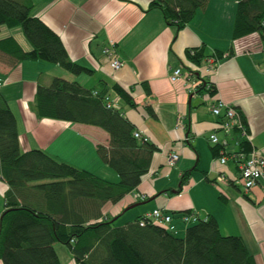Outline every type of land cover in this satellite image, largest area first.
<instances>
[{
  "label": "crops",
  "instance_id": "1",
  "mask_svg": "<svg viewBox=\"0 0 264 264\" xmlns=\"http://www.w3.org/2000/svg\"><path fill=\"white\" fill-rule=\"evenodd\" d=\"M150 1L32 0L31 12L59 33L72 59L92 71L74 74L40 58L22 59L14 65L0 63V91L16 117L21 148L40 147L59 159L117 179V173L95 149L97 142L108 140L103 128L37 117L30 108L36 84L48 83L52 75L76 78L93 89L104 88L111 102L120 106L158 148L140 183L118 201L105 203L103 211L121 214L130 204L145 200L138 204L150 202L133 214L154 207L211 213L221 232L240 234L258 264H264V190L259 183L244 189L238 159L233 155L241 149L249 152V144L244 145L243 140L264 153V38L257 31L232 38L237 0H208L205 8L177 32L159 8H149ZM10 34L25 49L31 47L20 26L2 25L0 37ZM110 40L115 41L124 60L119 68L112 67L102 51ZM201 46L208 55L219 53L216 61L212 57L213 70L207 69V59L197 66L188 59L186 49ZM179 65L209 76L216 91L210 94L193 87L186 71L172 80L170 71ZM113 82L130 92L136 106L124 102L112 88ZM219 98L244 114L247 136L239 129L226 132L219 128V117L211 111V104ZM212 132L220 142L210 141ZM173 151L179 156L169 164L167 156ZM222 154L226 156L224 162L220 161ZM196 166L202 175L193 172L196 177L190 182L189 176L179 189L181 172L189 169L191 175ZM6 186L0 173V213ZM196 195L201 196L200 201ZM176 215L177 227L184 228Z\"/></svg>",
  "mask_w": 264,
  "mask_h": 264
},
{
  "label": "trees",
  "instance_id": "2",
  "mask_svg": "<svg viewBox=\"0 0 264 264\" xmlns=\"http://www.w3.org/2000/svg\"><path fill=\"white\" fill-rule=\"evenodd\" d=\"M207 2L151 0L149 8H159L177 32ZM32 6V0H0V28L20 26L31 44L25 49L12 34L0 37V63L14 65L22 59L40 58L74 74L91 72L71 58L59 33L33 14ZM252 31L264 38V0H237L232 38ZM186 54L196 66L209 57L216 61L219 55H208L202 46L188 47ZM179 66L190 75L189 79H195L199 90L210 94L216 91L209 76H201L198 69ZM112 88L124 102L136 106L126 88L117 82L112 83ZM146 107L154 113L150 106ZM233 107L247 127L244 114ZM30 108L37 117L103 128L108 140L97 142L95 149L118 178L110 179L59 159L40 147L22 149L16 117L0 91V173L7 185L0 213L1 264H63L56 242L67 244L72 259L80 264H258L243 237L221 232L211 213L200 215L191 208L169 211L157 207L161 214L170 215L168 220L158 221L159 217L151 213L154 207L116 224L120 213L103 211L105 203L118 201L140 183L158 148L141 134L120 106L111 102L104 88L93 89L76 78L52 75L48 83L36 84ZM243 143L252 149L249 141ZM189 176V169L181 172L179 189ZM176 214L184 228L177 227Z\"/></svg>",
  "mask_w": 264,
  "mask_h": 264
},
{
  "label": "built area",
  "instance_id": "3",
  "mask_svg": "<svg viewBox=\"0 0 264 264\" xmlns=\"http://www.w3.org/2000/svg\"><path fill=\"white\" fill-rule=\"evenodd\" d=\"M103 53L109 58L110 64L114 68H118L124 63V60L120 56H117V50L113 40H110L107 45L102 49ZM208 70L215 68L213 58L209 57L206 64ZM183 74L180 66H175L170 71V78L175 80ZM192 86L196 85L195 79H190ZM211 111L213 114L219 117L218 126L224 131L228 132L231 129H239L243 135L247 136V127L237 117L235 108L222 98L217 99L211 104ZM178 123V121H177ZM137 135V132L135 133ZM209 139L212 143L220 142L217 134L212 132L209 135ZM226 140H222V143ZM238 159L240 177L245 190L250 189L257 183H260L264 189V153L258 152L254 147L249 152H244L242 149L235 151L233 154ZM178 153L173 151L167 156V162L173 164L178 158ZM226 156L222 154L220 161L224 162ZM150 213V212H149ZM151 213L156 217H159L158 221L168 220L169 214H161L159 208H154Z\"/></svg>",
  "mask_w": 264,
  "mask_h": 264
},
{
  "label": "rangeland",
  "instance_id": "4",
  "mask_svg": "<svg viewBox=\"0 0 264 264\" xmlns=\"http://www.w3.org/2000/svg\"><path fill=\"white\" fill-rule=\"evenodd\" d=\"M27 39V38H26ZM115 43V41H114ZM117 50V49H116ZM117 52V56H120L118 51ZM108 58V57H107ZM122 59V58H121ZM124 64V63H123ZM122 64V65H123ZM121 65V66H122ZM119 66V67H121ZM118 67V68H119ZM201 161H203V157H201ZM199 162V166L201 167L202 165V162ZM177 167V166H176ZM175 169V167H174ZM199 168L196 166L195 168L192 169L191 171V175H190V182H191V179L195 178L196 176H193V172L197 173L199 172L201 175H202V171H200V169L198 170ZM175 171L177 172V170L175 169ZM101 174V173H100ZM199 174V175H200ZM179 179V178H178ZM239 181L242 183V180L239 179ZM177 183H178V180H177ZM201 196L200 195H196L195 199H199ZM197 201H200L197 200ZM150 201L146 202V203H143V204H137L135 206H131L129 207L128 209H126L123 213H121L115 220L116 224H121L129 219H132L137 213L133 214V212H135L136 209L140 208L142 205H146L147 203H149ZM202 202V201H201ZM203 214V213H202ZM183 229L180 230V233H182ZM55 248H56V251L59 255V258L61 260V263L63 264H80V263H76L73 259H72V255H71V252L69 250V247L67 246V244L63 243V242H56L55 243Z\"/></svg>",
  "mask_w": 264,
  "mask_h": 264
},
{
  "label": "water",
  "instance_id": "5",
  "mask_svg": "<svg viewBox=\"0 0 264 264\" xmlns=\"http://www.w3.org/2000/svg\"><path fill=\"white\" fill-rule=\"evenodd\" d=\"M143 201H145V200L136 201V202L130 204L128 207H131V206H133V205H135V204H138V203H141V202H143ZM128 207H125V208H128Z\"/></svg>",
  "mask_w": 264,
  "mask_h": 264
}]
</instances>
